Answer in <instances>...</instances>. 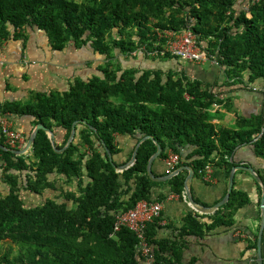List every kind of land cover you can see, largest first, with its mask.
Instances as JSON below:
<instances>
[{"label": "trees", "instance_id": "1", "mask_svg": "<svg viewBox=\"0 0 264 264\" xmlns=\"http://www.w3.org/2000/svg\"><path fill=\"white\" fill-rule=\"evenodd\" d=\"M28 30L44 33L55 52L87 49L104 60L98 73L76 78L67 91L37 92L25 103L0 102V118L26 116L34 128L43 124L56 138L54 148L40 130L25 156L0 149V182L7 189L0 190V264H180L187 237L234 224L237 212L251 203L235 186L209 228L189 214L172 242L158 237L161 219L149 224L151 261L140 253L133 231L122 228L113 235L116 214L144 200L163 202L164 195L154 200L155 188L186 197L187 171L161 183L149 176L156 142L164 162L171 153L181 157L193 147L176 170L191 166L204 181L209 166L229 179L233 155L244 145L264 162V110L238 116L232 129L212 122L218 106L235 111L234 94L264 101V0H0L1 46L26 44ZM166 31L195 33L217 61L205 63L218 69L221 79L212 84L189 77L179 58L162 53ZM137 59L149 61V67L133 65ZM77 121L73 142L57 152L66 147ZM119 137L134 141L123 162ZM145 137L151 138L142 142ZM0 143L12 149L1 124ZM140 143L135 164L119 172ZM247 250L257 251V238Z\"/></svg>", "mask_w": 264, "mask_h": 264}, {"label": "crops", "instance_id": "2", "mask_svg": "<svg viewBox=\"0 0 264 264\" xmlns=\"http://www.w3.org/2000/svg\"><path fill=\"white\" fill-rule=\"evenodd\" d=\"M27 34L26 44L24 41H10L2 46L0 44V61L3 63L0 64V102L25 103L32 94L37 92L67 91L76 78L87 79L98 73L99 64H96V56L98 55H95L92 50L68 47L63 52H55L51 49L44 33L39 30H28ZM88 55L94 58L93 70L87 69L88 64L93 63V60H88ZM83 60L84 66L81 65ZM144 61V59H138L134 61L133 65L137 66L136 63H138L140 64L137 66L138 68H148L149 62H146L148 67H144ZM172 63L176 66L175 62ZM181 64L189 77L199 78L212 84L221 79L220 71L212 65L206 67L208 63L185 62ZM161 66L165 65L162 64ZM232 96L234 97L235 111L229 112L225 108L216 107L218 109L213 110V113L216 114L212 120L214 124L232 129L236 126L238 116L249 118L254 113L264 110V101L257 95L246 96L245 93H240ZM7 117L13 125L12 129L22 133L26 140L28 136L33 134L35 128L31 125L32 119L12 114H8ZM118 140L121 148L124 149L123 154L118 158L123 162L132 152L134 141L128 137H119ZM193 150V147H187L183 150L181 158L186 160L187 155ZM233 161L236 163L235 167L253 168L260 180H263L260 172L264 176V162L256 157L252 146L238 147L233 155ZM165 168V162L157 158L152 165L153 174L156 177H163ZM187 172L189 175V171ZM211 177L210 181H204L194 176L191 187L196 202L199 200L200 204L208 208H212L221 202L227 195L229 187V179L223 170L212 168ZM254 178L261 185L253 174L243 170L235 171L234 186L245 190L251 203L237 212L232 226L219 225L205 231L201 237L195 235L187 237L185 245L181 247L183 252L180 264H257V251L247 250L250 240L253 241L257 238L258 241L262 222V195L259 194ZM262 183L264 184L263 181ZM2 189L7 190L0 182V190ZM154 191V200H158L162 195L166 196L161 202L163 211L159 223L161 229L158 237L160 239L167 238L172 239V242L175 241L184 227L185 218L189 214H192L196 220L208 228L215 223L214 214L219 209L210 214H201L192 208L187 197L181 199L167 187L155 188Z\"/></svg>", "mask_w": 264, "mask_h": 264}, {"label": "built area", "instance_id": "3", "mask_svg": "<svg viewBox=\"0 0 264 264\" xmlns=\"http://www.w3.org/2000/svg\"><path fill=\"white\" fill-rule=\"evenodd\" d=\"M254 1L258 2L259 0ZM160 37L163 36L160 35ZM164 38H166L167 42L164 45L163 54L168 52L181 61L191 63L202 64L211 60L213 64H217L215 57L209 55V53L200 46L197 35L191 31H182L179 33L166 31L164 32ZM0 64H3L2 61H0ZM0 124L7 144L12 149L20 148L25 140L24 135L13 130L12 123L6 117L0 118ZM181 159L180 155L173 153L169 155L165 161L168 175L176 171ZM211 173L212 168L209 166L205 169V180H211ZM162 211L163 204L161 202L141 201L134 209L127 212H120L115 215L113 235L120 232L122 228L133 231L140 240L138 244L140 253L147 261H151L154 255L151 246L147 242L145 232L149 224L162 218Z\"/></svg>", "mask_w": 264, "mask_h": 264}, {"label": "water", "instance_id": "4", "mask_svg": "<svg viewBox=\"0 0 264 264\" xmlns=\"http://www.w3.org/2000/svg\"><path fill=\"white\" fill-rule=\"evenodd\" d=\"M82 123L86 124L85 121H83ZM77 125H78V122H75L73 124L72 133H71V136H70V138L68 140V143H67L66 147L63 148L60 151H58L56 149L57 152L63 153L71 145V143L73 142V140L75 138V135H76V127H77ZM40 130H43V131L48 133V135L52 138L53 147L56 148L54 133L50 129H48L46 126H44L43 124H39L35 128L33 134L30 136V139L28 140V143H27L25 149H23L21 151H18V150H15V149H10L5 144H2V143H0V149L5 150V151H11L13 154H15L17 156L26 155L30 151V149L32 148V146H33V144L35 142L36 136H37V134H38V132ZM148 138H151V137H145L142 140V142H144ZM141 143L139 145H137V147H136V149L134 151V154L132 156V159L126 165L121 166V167L118 168L119 172H123V171L129 169L130 167H132L135 164V162L137 161V153H138V150H139V148L141 146ZM156 144H157L158 150L152 156V158L150 159L149 164H148V174H149V176L151 177L152 180H154L156 182H166V181L171 180L173 177H175L176 175H178L182 171H185V170L189 171V175L187 176L186 182H185V195H186V197L188 199V202L192 206V208L195 211H197L198 213L210 214V213L215 212L216 210L220 209L221 207H223L224 205H226L230 201L231 194H232V191L234 189L235 171L243 170V171L249 172V173L253 174V176H255L258 179V181L261 183V186H262V198H261V217H262V222H261V229H260V232H259V235H258V241H257L256 262H257V264H264V247H263V238H264V184L262 183V181L258 177L256 171L253 168H251V167H245V166L234 167L232 172H231V174H230V177H229V187H228L227 195L225 196V198L221 202L216 204L214 207L208 208V207H205L202 204L196 202V200L193 197V194H192V191H191L192 181H193L194 176H195V171H194L193 168L187 167V166H183V167L179 168L178 170H176L175 172H173L172 174L167 175V176H163V177H156L153 174L152 165H153L154 161L157 158H159L160 154L162 153V147L157 142H156ZM106 151L108 153L110 161L114 165L113 157H112L109 149L106 148Z\"/></svg>", "mask_w": 264, "mask_h": 264}, {"label": "rangeland", "instance_id": "5", "mask_svg": "<svg viewBox=\"0 0 264 264\" xmlns=\"http://www.w3.org/2000/svg\"><path fill=\"white\" fill-rule=\"evenodd\" d=\"M87 58H88V60L90 59V60H93V63L92 64H88V67H87V69L88 70H93V67H94V58H93V56H91V55H88L87 56ZM104 57H99V56H96V64H99V63H101V61H103L104 59H103ZM138 60V59H137ZM146 62L147 61H144L143 62V66L144 67H148V64H146ZM149 62V61H148ZM185 62H187V61H181V63H185ZM84 60L81 62V65H83L84 66ZM131 63V62H130ZM94 64V65H93ZM133 64H134V62H133ZM125 65H130V64H127V63H125ZM136 65L137 66H140V64H138V63H136ZM209 65H207L206 67H208ZM129 67V66H128ZM167 70V69H166ZM78 122V121H77ZM27 141H25L24 140V142L21 144V146H20V148H15V150H18V151H21V150H23V149H25V147H26V145H27ZM65 148V147H64ZM25 156V155H24ZM27 157V156H26ZM58 184H61L62 185V181H59L58 182ZM73 185H71L72 187H70L71 189H72V191H75V189H76V180L72 183ZM51 195V194H50ZM53 195V194H52ZM41 198V197H40ZM33 198L32 197H28V198H26V200H27V202L29 203V204H31V203H33L34 202V200H32ZM12 248H14V249H18V245H14V246H12ZM13 252H15L14 250H12ZM4 252L2 251V250H0V256L3 254Z\"/></svg>", "mask_w": 264, "mask_h": 264}]
</instances>
